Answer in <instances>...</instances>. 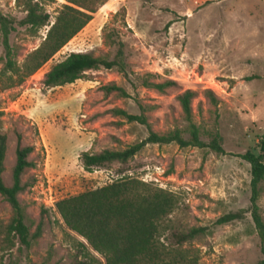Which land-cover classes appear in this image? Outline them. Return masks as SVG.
Here are the masks:
<instances>
[{
	"label": "rangeland",
	"instance_id": "rangeland-1",
	"mask_svg": "<svg viewBox=\"0 0 264 264\" xmlns=\"http://www.w3.org/2000/svg\"><path fill=\"white\" fill-rule=\"evenodd\" d=\"M64 0L45 4L52 21ZM1 11L17 21L25 13L16 0H0ZM10 42L18 61L36 49L46 35H33L16 26ZM124 44L128 78L117 69L88 72L74 84L44 86L45 74L71 53H90L114 59ZM4 50L0 33V69ZM149 80H173L177 86L161 93L145 88ZM117 84L130 95H106L102 87ZM191 90L193 121L203 142L216 134L225 155L209 148H180L177 144L147 145L127 164L113 163L88 172L82 155L104 150L122 151L149 136V127L128 123L110 110L145 114L153 132L180 130L189 139L178 96ZM219 100L214 106L207 96ZM264 133V0H110L90 24L22 86L0 90V134L7 136L4 182L11 186L19 139L34 146L27 170L28 184L20 195L30 245L17 244L0 254V264H89V255L104 263L87 242L67 228L56 204L65 198L101 188L122 176H132L174 193L179 204L168 218L163 238L176 245L175 236L205 228L184 247L199 256V264H264L260 239L251 215V166L241 156L259 153ZM264 219V189L259 199ZM241 220L217 221L229 213ZM13 216L0 195V220ZM41 228L40 235L33 236Z\"/></svg>",
	"mask_w": 264,
	"mask_h": 264
},
{
	"label": "trees",
	"instance_id": "trees-1",
	"mask_svg": "<svg viewBox=\"0 0 264 264\" xmlns=\"http://www.w3.org/2000/svg\"><path fill=\"white\" fill-rule=\"evenodd\" d=\"M64 1L66 4L59 8L54 21L45 9V4L54 0H16L17 6L25 13V17L20 21L6 16L0 9V33L4 50L3 67L0 69V90L8 91L22 86L81 33L93 20V15L110 0ZM17 25L27 28L33 35H38L44 29L47 31L41 44L29 52L22 62L18 61V54L10 42L11 35L17 31ZM106 43L118 47L114 59L83 52L71 53L45 74L44 86L52 89L71 85L83 79L88 72L101 68L117 69L128 78L123 42L114 38L113 34H108ZM143 86L164 93L176 87L177 83L173 80L162 83L145 80ZM102 91L106 95L115 94L120 99L130 97L127 91L117 84L104 86ZM196 95V92L187 90L177 98L189 123V139L184 138L180 130L165 135L153 132L145 114L132 115L118 108L110 110L114 116L121 117L128 123L148 126L149 136L122 151L84 153V169L91 172L95 168L113 163L127 164L150 144L175 143L180 148H209L219 155H225L219 134H216L209 144L201 140L199 128L193 121L192 103ZM207 96L214 106H218L219 100L213 92H207ZM35 150L34 146H22L19 139L13 182L11 186H7L3 179L7 136L0 134V195L13 211L8 223L0 220V254L12 251L18 243L30 245V229L25 223V210L20 195L28 187L23 177L27 170L35 166L30 160ZM241 157L251 166L250 211L264 255V219L258 204L264 189V133L260 138L259 153L248 151ZM178 204L179 199L174 193L141 179L125 176L101 188L62 199L56 204V209L67 228L83 238L104 260L103 263L89 255V264H199L198 254L184 246L203 234L205 228H192L177 234L174 246L167 245L163 240L168 230V218L177 209ZM242 217L241 212L229 213L221 217L217 224H230L241 220ZM40 232L39 227L33 238L36 239Z\"/></svg>",
	"mask_w": 264,
	"mask_h": 264
},
{
	"label": "built area",
	"instance_id": "built-area-1",
	"mask_svg": "<svg viewBox=\"0 0 264 264\" xmlns=\"http://www.w3.org/2000/svg\"><path fill=\"white\" fill-rule=\"evenodd\" d=\"M122 177H125V175L124 176H122ZM122 177H120V178H122ZM142 180V179H141ZM142 181H144V180H142Z\"/></svg>",
	"mask_w": 264,
	"mask_h": 264
}]
</instances>
